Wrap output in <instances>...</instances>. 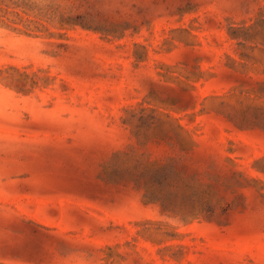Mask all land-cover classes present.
Here are the masks:
<instances>
[{
    "label": "rangeland",
    "instance_id": "obj_1",
    "mask_svg": "<svg viewBox=\"0 0 264 264\" xmlns=\"http://www.w3.org/2000/svg\"><path fill=\"white\" fill-rule=\"evenodd\" d=\"M0 264H264V0H0Z\"/></svg>",
    "mask_w": 264,
    "mask_h": 264
}]
</instances>
